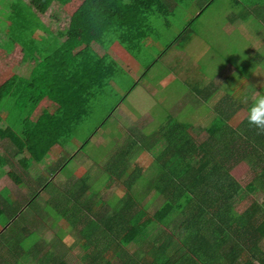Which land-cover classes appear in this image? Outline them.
I'll use <instances>...</instances> for the list:
<instances>
[{
    "label": "trees",
    "instance_id": "1",
    "mask_svg": "<svg viewBox=\"0 0 264 264\" xmlns=\"http://www.w3.org/2000/svg\"><path fill=\"white\" fill-rule=\"evenodd\" d=\"M188 1L199 0H83L69 17L63 36L69 43L76 31L81 30L84 37L105 49L117 40L141 55L144 43L154 35L151 23L171 15L175 6ZM216 1L206 0L171 47L187 42L189 35L194 34V24ZM51 2L32 0L30 6L35 12H41ZM235 3L256 8L264 6V0H252L248 4L236 0ZM67 47L66 44L55 49L58 53L51 57L59 76L50 74L58 83L55 82L49 92L58 96L53 98L56 106L54 101L48 106L43 122L30 120L39 100L29 97L27 101L26 82L21 87L18 82V91L14 94L10 91L15 88L16 80L0 85V105L10 94L14 108L8 121L17 126L12 134L0 126V148L4 144L8 152L7 157L0 153V178L6 176L3 167L14 168V159L22 169L21 174L16 173L19 188L26 187L24 179L27 177L30 192L29 200L20 209L18 204L13 205L0 195V225L4 227L0 233V264H78L70 252L55 251L72 232H78V242L72 248L79 250L82 264H253L264 251V200L258 203L251 199L256 193L264 198V134H258L249 126L248 110L256 97L249 100L245 96L248 93L225 94L211 103L216 90L194 88L195 94L203 99L201 105L209 103L207 115L212 113L214 117L211 126L194 127L169 117L161 127L149 133L145 134L146 128L143 129L141 135L144 134L139 139L131 132L132 138H125L123 142L125 148L118 150L105 169L110 177L105 191L115 185L125 188V198L119 200L115 194L107 200L105 192L93 187V178L88 175L70 191H59L61 198L49 205L57 211L52 225L62 227L57 246L34 232L33 228H42L47 220L39 215L42 209L37 207V200L53 189L54 177L50 180L38 174L32 176L30 171L33 165L43 163L51 151L47 131L50 130L56 140H66L71 133L69 127L80 126L85 120L86 113L73 106L72 98L86 79L97 73L95 77L106 85L119 72L116 63L106 55L94 54L91 47L87 48L90 52H86V60L71 56L72 45ZM257 60L263 61L264 57L257 56ZM106 66L108 75L100 72ZM261 67L264 70V66ZM147 72L148 69L144 77ZM135 85L132 84L128 94ZM259 94H264V87ZM19 100H24L23 106ZM239 113L243 116L241 120L239 116L240 123L235 125L234 119ZM111 118L109 115L105 124ZM200 132L206 136L197 141ZM140 151L153 159L150 169L156 172V198L164 200L154 212L141 206L138 198L137 182L146 164L130 165ZM76 156L67 159L57 172L63 171ZM241 163L253 174L245 189L231 174ZM33 185H37V190L32 191ZM247 201L250 204L240 212L239 207ZM26 211V216L22 217ZM33 212L37 217L30 216Z\"/></svg>",
    "mask_w": 264,
    "mask_h": 264
},
{
    "label": "rangeland",
    "instance_id": "2",
    "mask_svg": "<svg viewBox=\"0 0 264 264\" xmlns=\"http://www.w3.org/2000/svg\"><path fill=\"white\" fill-rule=\"evenodd\" d=\"M31 1L29 0V4ZM235 1L217 0L194 24L192 27L194 34L189 35L187 42H180L171 47L194 19L206 0L188 1L185 4L175 6L171 15L163 16L162 19L155 21L153 27L155 31L152 35L153 43L146 44L145 46L148 47L141 48L140 54L144 57L145 67L148 69L146 77H139L130 68L132 71L131 79L136 82L137 86L135 85V89L128 94L125 103L122 100H125L129 91H121L120 83L117 85L114 82L110 86L114 90L109 89V92L103 90V95H96L92 103L84 107L88 111V114L84 115V122L80 126L71 125L68 129L71 133L66 140L61 138L56 140L50 130H45L50 136L51 151L43 163L33 165L30 167V171L32 176L38 174L43 178L44 176L45 178L49 177L50 180L54 178L53 189L48 193H43L41 198L37 200V207L42 209L39 215L47 219L42 228H33L37 235L44 236L51 244L57 246V241L60 239L58 237L59 230L62 227L52 225V220L57 216V211H53L49 205L55 199L61 198L57 194L59 191L62 193L70 191L76 182L88 175L93 178V187L105 192L107 200L115 194L125 198L123 197L125 188L115 185L108 192L105 191L106 183L110 180L105 169L111 164L118 150L125 148L123 142L132 138L131 132L138 135L137 139H139L144 133L161 127L169 117H173L181 123L192 124L194 127L211 126L214 117L212 113L207 115L209 103L201 105L203 99L195 94L194 88L198 87L200 90L201 88H210L211 92L216 90L214 96L210 98L211 103L221 99L225 94L238 95L239 93L245 95L248 93L245 96L251 100L261 92L264 87V70L261 67L264 66V60L258 61L257 56L264 57V16L258 10H253L251 6L244 5V7L236 4ZM240 1L245 2V0ZM242 12L243 17L241 16ZM33 13L37 16L35 21L39 22V19H42L46 22L43 15L35 11ZM20 24L18 23L17 26ZM24 24L23 29H20L19 26L18 33L8 36L17 47L27 48L28 24L26 22ZM4 39L2 38V40ZM169 47L171 48L169 49ZM3 55L4 57L7 56L5 52ZM6 59L9 58L3 59L0 55V64ZM10 62L11 59L8 61L7 69L1 66L2 74L6 70L11 73L1 80L0 85L13 80L15 78L13 73H18L16 77L24 78L22 80L27 83V64L24 65L23 63L16 67L10 66ZM13 62L15 65L16 61L13 60ZM260 63L261 66L258 65ZM107 71L106 66L100 72L105 74ZM13 85L15 89H11V91H16L17 83ZM19 85L21 87L23 84ZM34 86L39 89L36 85ZM37 92L39 91H36L35 94ZM55 96L57 97L58 94ZM4 99L0 105V116L2 117L0 126L12 134L13 128L8 122V112L13 104H11L10 98H7L8 101L6 98ZM121 103L122 105H120ZM118 104L120 107H116ZM21 105H24V100ZM54 105H56V101H54ZM109 115L112 118L108 119L105 124ZM239 116L241 120L243 115L241 116L240 113L237 115V118L234 119L235 125L240 123ZM14 119H16V114H14ZM103 122L104 125L102 126ZM142 130L144 133L141 135ZM90 136L92 138L88 140ZM197 136V141H200L206 135L200 132ZM83 144L85 145L84 148H82ZM0 153L6 157L8 155L4 144L1 145ZM75 154L77 156L71 163L63 171L57 172L59 168H62L64 162L71 159ZM138 154H142V152L140 151ZM138 154L130 162L131 166L147 165V160L151 162V156L147 153ZM13 164L14 168H9V166L2 168L6 177L4 176L5 179L0 182V195L13 205L18 204L20 209L29 200L30 192L27 191V177L24 179L26 187L24 189L19 188L17 174H21L22 169L14 159ZM231 174L244 189L253 177L244 163L236 166ZM37 188V185H33L32 191L37 190ZM251 199L258 203H262L264 200L260 193L252 195ZM249 204L248 201L243 203L240 211H244ZM26 214L27 211L22 217ZM34 215L37 217L35 212L30 216ZM3 222L6 223V220L4 219ZM3 229L4 227L0 225V233ZM6 237L8 239V235ZM78 239V232H72L67 235L63 246H58L55 251L59 253L70 252L71 255H74L72 256L76 259V263L82 264V262L79 263L81 261L78 258L79 250L72 248Z\"/></svg>",
    "mask_w": 264,
    "mask_h": 264
},
{
    "label": "crops",
    "instance_id": "3",
    "mask_svg": "<svg viewBox=\"0 0 264 264\" xmlns=\"http://www.w3.org/2000/svg\"><path fill=\"white\" fill-rule=\"evenodd\" d=\"M65 1L66 0H52L51 4L45 11L38 12L39 14L44 16L46 22L43 21L42 19H39L38 22L35 21L37 16L34 15L33 13L34 11L32 10L29 4V0L28 2L27 0H0V41H1L0 55H2L3 59L5 57L9 58L4 60L3 62L4 64L3 63L0 64V82L1 80H3V78L8 76L7 74L11 73V72H7L6 70L8 68V61L10 59H11L10 66L17 67L23 63L24 65L27 64V88H26L27 93H25V96L27 94V101H30L28 100L29 97L31 98L34 97L39 100V103L35 107L33 113H31L30 120L33 122L37 120L38 123L43 122L45 120V115L47 114L48 106L50 104H53V101H56L53 99L56 97L54 92L53 91L49 92V88L53 86V84L56 82L55 79L51 78L50 74L59 76L58 72H56V70H58V67L54 65L51 59V57L55 53H58L55 52V49L62 48L66 44L68 45V47L72 45V47L69 50V53L71 56L77 57L79 60L80 59L86 60V52H90L88 50L92 49L91 51L94 52V54L98 55L99 57H103L106 55L110 58V61H113L114 63H116V66H118L119 72L114 74V78L111 80L109 84L103 85L102 80L96 78L94 73L92 74V76L86 79L83 87L79 88L78 92L75 95L76 98L75 96H73L72 98L73 106L76 108H81L86 114H88V111H86L84 107L89 106L94 100L96 95L99 94L103 95L104 91L109 92V89H113V87L110 86L113 85L114 82L117 85L118 83H120L119 85L121 91L122 90H125V92L129 91L132 84L136 83L135 81L133 82V80L131 79L132 71L130 70V68H132V70L135 71L134 72L135 74L139 75V77L142 78H144L143 75L147 70V68L145 67V61L143 60L144 57H142V54L139 55L134 51H131L121 41L116 40V42L113 43L111 46H109V48L105 49L97 45L88 37H84L83 31L77 30L76 34L72 37L70 42L67 43L66 42L67 38L64 39L63 34L65 32L69 17H71L77 11L83 0H70L69 3H67L66 5L64 4ZM245 1L248 4L252 0H245ZM252 8L254 9L256 7L253 6ZM256 9L260 10V12L264 15V6H261ZM28 10H29V16H28ZM25 22L28 24L29 39H27V48L26 47L23 48V46L17 47L15 45V42L12 41L8 35L18 33L17 30L19 26L20 29H23L24 28L23 24ZM18 23L21 24L17 26ZM37 23L39 24V26H35L37 25ZM154 25H155V21L151 23L152 30H154L153 28ZM2 38L5 39L2 40ZM12 43L13 45H11ZM150 43H153L152 39H149L148 42L144 44L146 45ZM88 47L91 48L87 49ZM145 47L148 46H144V48ZM4 52L7 54V56L5 57L3 55ZM13 60L16 61L15 65ZM1 66H4V68H6L5 69L6 72L3 74L1 72L2 71ZM108 73L106 72V74ZM12 75L13 77H15L13 78V80H16L15 83L21 82V84L24 85L25 81L22 80L24 78L21 79L16 77L18 73H13ZM32 79L35 80L33 81ZM56 83H58V80ZM34 85H36L39 89H36ZM134 89L135 87L132 88V91ZM16 91H18V89H16ZM16 91L14 90L10 91V94H14L16 93ZM36 91L39 92L35 94ZM10 94L7 95L6 100L7 98L11 97ZM128 96H125V100H122L123 103H125L126 98ZM21 103L22 101H20L19 104ZM120 105H122V103ZM120 105L118 104L116 105V107L118 106L120 107ZM12 110L13 109H11L8 113L12 114ZM14 112L16 114L18 113L16 111ZM8 122L11 125V128L14 127L13 129H16L17 126H14L13 121H8ZM38 123L36 124L38 125ZM150 159L151 162H148L147 160L146 161L147 165H145V167L141 171L142 174L138 178L139 180L137 182L138 183L137 189L139 190L138 198L141 206L144 207L146 206L149 208L150 211L154 212L156 209L162 206L164 200L161 197L156 198V191L154 188V178L156 176V172L154 171V169H150V166L153 163L152 157H150ZM148 163L150 164L148 165ZM5 177L0 179V182L3 181ZM123 197H125V195H123ZM146 197L147 199H145ZM120 199H122L121 196L119 197V200ZM240 207H239V211H240ZM253 264H264V251L259 254V257H256V259H254Z\"/></svg>",
    "mask_w": 264,
    "mask_h": 264
},
{
    "label": "clouds",
    "instance_id": "4",
    "mask_svg": "<svg viewBox=\"0 0 264 264\" xmlns=\"http://www.w3.org/2000/svg\"><path fill=\"white\" fill-rule=\"evenodd\" d=\"M249 126L254 127L258 134H264V94H257L248 110Z\"/></svg>",
    "mask_w": 264,
    "mask_h": 264
}]
</instances>
